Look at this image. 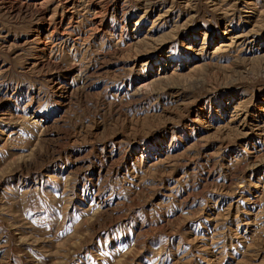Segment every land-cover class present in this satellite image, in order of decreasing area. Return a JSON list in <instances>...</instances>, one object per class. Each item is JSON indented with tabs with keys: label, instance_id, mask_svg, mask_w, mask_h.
<instances>
[{
	"label": "rangeland",
	"instance_id": "1",
	"mask_svg": "<svg viewBox=\"0 0 264 264\" xmlns=\"http://www.w3.org/2000/svg\"><path fill=\"white\" fill-rule=\"evenodd\" d=\"M0 264H264V0H0Z\"/></svg>",
	"mask_w": 264,
	"mask_h": 264
}]
</instances>
